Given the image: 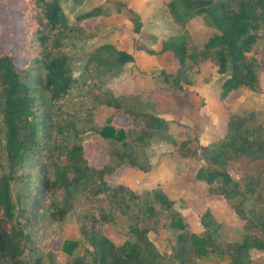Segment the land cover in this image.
<instances>
[{
  "label": "trees",
  "instance_id": "obj_1",
  "mask_svg": "<svg viewBox=\"0 0 264 264\" xmlns=\"http://www.w3.org/2000/svg\"><path fill=\"white\" fill-rule=\"evenodd\" d=\"M22 1L28 60L19 67L11 51L0 49V264H59L58 254L43 248L57 239H63L67 264H252L253 255L264 252V126H249L255 113H232L225 133L207 144L197 133L177 142L171 123H181L154 114L126 110L130 119L125 123L115 115L101 122L100 110H122L110 84L135 62V55L116 42L84 50L97 39L84 24L123 14L138 35L141 16L121 1L74 19L68 18L61 0ZM162 2L179 33L142 35L135 42L137 53L156 58L169 54L177 63L176 70L160 72L159 91L179 97L187 87L198 86L196 77L209 59L221 77L216 78L221 101L261 88L264 0ZM196 18L213 31L201 45L190 30ZM79 48L86 53L75 61ZM77 62L83 64L79 76L74 73ZM214 79L201 88L211 89ZM204 106L202 96L200 108ZM91 134L104 147L102 168L92 166L86 156L85 138ZM155 139L171 144L172 154L187 162L180 176L191 160L200 163L194 179L205 184V196L231 203L243 223L239 240L221 237L223 224L211 209L200 216L202 231L191 230L162 186L133 191L111 181L124 167L152 172L147 149ZM241 160L249 166L243 187L230 173L232 162ZM78 207L83 209L80 235L68 239L69 216ZM121 221L127 223L126 240L116 244L105 228L119 227ZM166 232L169 237L162 240ZM151 235L169 246L168 253L159 250Z\"/></svg>",
  "mask_w": 264,
  "mask_h": 264
},
{
  "label": "rangeland",
  "instance_id": "obj_2",
  "mask_svg": "<svg viewBox=\"0 0 264 264\" xmlns=\"http://www.w3.org/2000/svg\"><path fill=\"white\" fill-rule=\"evenodd\" d=\"M112 1H121L138 13L143 22V29L141 34H134L133 24L123 14L99 17L84 24L85 29L95 33V38H97L93 44L85 46L84 50L88 47L93 49L102 42H116L121 49L135 55V62L127 64L122 74L110 84L115 95L119 98L122 110H100L98 117L101 122L115 115L120 124L125 123L130 119L124 112L126 110L137 115L154 114L160 117L161 115H170L175 118L174 120L177 118L181 123V125L171 123L170 132L177 142L187 138L191 139L195 130L201 128L202 124H206V127H203L204 132L200 134L201 143L220 138L225 133L229 116L237 111L254 112L256 119L249 122V126L255 128L264 126V69L261 76V88L257 91L246 90L244 93H239L241 94L238 95L240 98H235V95L231 96L227 102L221 101L216 93L221 77L216 74V67L212 65L210 59L204 61L203 73L196 77L199 82L198 86L186 88L188 91L187 95H184L186 97L163 94L156 88V82L160 80V72L163 69L167 72L176 70L177 63L169 54L156 58L137 53L135 42L140 40L142 35L151 38H167L179 33L178 27L169 20L162 0H61L69 19H74L82 12L101 5H112ZM22 9V0H0V49L11 51L19 67H23L28 60V49L25 41L26 24L22 17ZM190 30L199 45L203 44L213 32L201 18H196L191 22ZM80 48L73 57L75 61L86 53ZM82 68L83 64L77 62L74 69L75 76L80 75ZM213 77H215L213 87L207 91L203 90L202 84ZM216 78L219 80L217 81ZM151 87L153 88L152 91L148 92ZM202 96L205 98V106L200 108V97ZM206 100L208 101L206 102ZM173 150L174 147L168 142L155 139L151 142L147 153L150 161L155 162L156 165L160 157L167 162V165H170L171 173L166 176L167 181L162 185L167 187L169 194L177 202V206L188 220L191 230L197 233L202 231L200 216L206 209H211L216 219L223 224L221 237L227 241L239 240L243 234V223L236 215L231 203L221 196H205L202 190L205 185L194 179L196 172L194 168L180 176L179 172L187 167V162L179 161L180 159L172 154ZM85 151L92 166L97 168L104 166L106 156L102 141L97 134H91L85 138ZM247 164L244 160L234 161L231 164V176L241 187L245 184L244 173L249 168ZM194 166L196 167V165ZM116 175L111 178L113 183L118 184L122 180L124 184L133 188L144 186L143 181L138 177V172L136 175L130 174L125 179L120 174L116 180ZM260 188L264 196V178L260 181ZM82 213V207H78L70 214L69 225L65 232L66 238L76 239L80 235ZM126 229V221H121L119 227L105 228V233L113 242L121 244L126 240ZM168 237L169 234L166 232L160 238L167 240ZM150 238L161 252L168 253L169 246L165 242L158 240L154 235H151ZM62 244L63 239H57L45 243L43 248L58 254L59 264H67L69 257L63 254ZM252 264H264V252L254 254Z\"/></svg>",
  "mask_w": 264,
  "mask_h": 264
},
{
  "label": "crops",
  "instance_id": "obj_3",
  "mask_svg": "<svg viewBox=\"0 0 264 264\" xmlns=\"http://www.w3.org/2000/svg\"><path fill=\"white\" fill-rule=\"evenodd\" d=\"M129 53V52H128ZM167 55V54H166ZM164 56V55H163ZM204 90V89H203ZM188 91L186 90L181 96L179 97H186L184 95H187ZM237 98H240L239 96ZM207 99V98H206ZM208 100H206L207 102ZM197 110V108H196ZM161 117H165V119L168 121L169 120H173L175 119L174 117H171L170 115H165V116H162ZM170 118V119H169ZM176 121H178V119L176 118ZM180 122V121H179ZM203 127H206V124L205 125H201V128H198L197 130H195V133L197 134H201L204 132V129ZM212 140H215V139H211V140H207L208 142L212 141ZM208 142H202V144H207ZM161 158V157H160ZM158 159L157 161V165L155 162H152L151 161V164L153 165L154 167V172L153 173H144V172H141L135 168H128V167H124L122 168L121 170L118 171L117 175H116V180L118 178V176L121 174V176H123V178L125 179L126 177L130 176V174H135L138 172L139 174V179L141 181H143L142 184H144V186H141L139 188H133L132 186L128 185V184H124L122 180H120L119 182H121L122 184L126 185L127 187H129L130 189H132L133 191H138V190H141V189H150V188H154V187H157V186H162L164 187V189L168 192V189L167 187H165V185H162L164 184L167 180H166V176L171 173V169H170V165H167V162L164 161L163 159ZM196 165V167L194 166ZM200 163L197 162L196 160H191L188 164V169L191 170V168H194L195 170H197V168L199 167ZM196 173V172H195ZM120 177V176H119ZM171 178V177H170ZM168 178V179H170ZM202 184H204L203 182H200ZM205 185V184H204ZM149 186V187H148ZM213 197H219V196H213Z\"/></svg>",
  "mask_w": 264,
  "mask_h": 264
}]
</instances>
